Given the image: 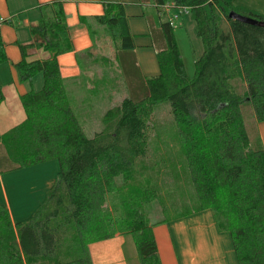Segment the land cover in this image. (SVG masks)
<instances>
[{"label": "trees", "instance_id": "obj_1", "mask_svg": "<svg viewBox=\"0 0 264 264\" xmlns=\"http://www.w3.org/2000/svg\"><path fill=\"white\" fill-rule=\"evenodd\" d=\"M153 1L161 16L163 0ZM168 5L188 8L202 43L193 75L184 70L172 25L161 20L165 48L155 53L157 74L144 79L146 95L123 97L108 108L91 137L78 122L60 75L57 56L71 50L61 2L49 5L48 13L41 10L28 26L31 41L17 44L21 57L12 64L29 85L19 97L25 118L4 131L0 143L16 168L56 160L58 171L29 219L12 224L0 204V264H91L88 244L115 233L103 209L105 196L130 181L120 200L125 219L119 233L132 235L140 264H161L152 227L170 218L147 221L140 201L157 191L136 184L133 176L147 157L153 107L160 102L173 119L181 172L192 190L191 201L176 203L171 218L210 209L217 229L231 237L237 264H264V148L256 127L264 121V26L228 13L263 23L264 17L227 0ZM94 21L115 51L134 48L121 3L107 2ZM6 60L0 41V62ZM36 73L43 82L33 90Z\"/></svg>", "mask_w": 264, "mask_h": 264}, {"label": "crops", "instance_id": "obj_2", "mask_svg": "<svg viewBox=\"0 0 264 264\" xmlns=\"http://www.w3.org/2000/svg\"><path fill=\"white\" fill-rule=\"evenodd\" d=\"M56 1L61 2L71 42V50L57 56L60 75L68 91L83 83L81 77L84 71L79 58L85 57L91 65L97 61L98 53L94 51L98 49V45L109 44L107 38L96 37L102 33V28L94 21V16L103 13L107 2H119L123 5L134 42V48L128 50L137 60V66L141 69L148 68L152 75L158 72L155 59L158 49H152L142 8L144 5L153 8L160 18L153 0H0V20H5L0 24V41L7 58L0 62V135L25 118L19 97L29 85L18 79L12 65L21 57L17 44L31 41L28 26L39 20L41 10L48 13L49 5ZM260 1L262 4L259 7L232 4L264 17V0ZM132 29L136 31L133 32ZM136 36L138 42L135 41ZM105 37H108L107 34ZM164 48L161 43L159 50ZM119 51L114 52L115 56ZM39 54L36 52L35 55ZM103 77L100 74V80ZM92 80L96 82L95 78ZM42 82V74L36 73L31 79L30 87L38 90ZM261 144L264 148L262 140ZM8 162L0 143V164L10 165ZM55 162L51 160L28 168H14L11 173L10 166L5 175L0 165V204L7 208L12 224L29 219L44 201L47 190L56 179L58 165ZM152 232L161 264H237L231 237L228 232L217 229L210 209L170 218L154 225ZM88 253L91 264H140L133 237L129 233L117 232L109 238L91 242L88 244Z\"/></svg>", "mask_w": 264, "mask_h": 264}, {"label": "rangeland", "instance_id": "obj_3", "mask_svg": "<svg viewBox=\"0 0 264 264\" xmlns=\"http://www.w3.org/2000/svg\"><path fill=\"white\" fill-rule=\"evenodd\" d=\"M148 1L151 2L152 0ZM229 1L242 6L257 5L259 7V4H262L260 0ZM163 3V7L169 6L168 4L172 3V0H163ZM142 8L145 13L144 21L146 20V25H143L147 27L146 31L148 36L150 35L152 49L159 50L161 43L165 46L159 22L160 19L170 20L184 70L188 76H192L194 73V58L200 55L202 43L194 33V23L189 18L188 12L184 13L182 10L171 7L165 9L164 7L160 18H158L153 8L146 5ZM173 14L177 16L175 19H173ZM98 26L102 28V33L97 34L96 37H99V39L107 38L110 44L109 37H105L104 27ZM132 31L135 32L136 30L132 29ZM136 37L135 41L138 42V36ZM109 44L100 45L101 47L98 45V49L94 51L98 53L97 56L100 57L99 61L102 60L101 62L95 61L89 65L85 57L81 56L79 58V64L82 71H84L81 77L83 83L77 88L67 90L72 110L87 137H91L94 132L101 129L103 113L108 108L117 105L123 97L127 96L134 100L144 97L147 90L144 79L152 75L148 68L141 69L137 66V60L130 55L129 50H120L118 55L115 56V49L112 44ZM102 62L104 64L101 65ZM100 74L104 76L102 80H100ZM85 75L88 76L85 77ZM94 78L96 82L92 80ZM244 116L248 120L247 114ZM150 124L148 154L134 167L133 176L136 184L143 183L156 188V197L147 196L140 201L141 203L138 200L145 218L149 223H153L155 220L162 218H171L172 214H175L174 207L176 203L180 205L189 203L192 190L186 177L181 172L178 139L175 137L174 122L166 103L160 102L153 107ZM256 124L257 131L264 144V121ZM48 161L51 160L44 162ZM8 163L10 165L0 164L4 175L8 174L9 171L11 173V170L16 168L12 166L14 164L10 161ZM9 167L10 170L8 171ZM22 168H28V166ZM176 173L179 174V177ZM117 181L121 182L118 179ZM130 182L124 185L120 192L109 193L105 196L103 209L111 219V230L115 233L121 231V221L125 219L123 218L125 203L122 204L123 209L120 200L121 196L125 197L128 193L127 185ZM136 199L132 198V200Z\"/></svg>", "mask_w": 264, "mask_h": 264}, {"label": "water", "instance_id": "obj_4", "mask_svg": "<svg viewBox=\"0 0 264 264\" xmlns=\"http://www.w3.org/2000/svg\"><path fill=\"white\" fill-rule=\"evenodd\" d=\"M228 17L233 19V20L240 21V22H244V23H248V24H252V25H263L264 26L263 22H258L253 18L246 17L243 15L237 14L235 12H229Z\"/></svg>", "mask_w": 264, "mask_h": 264}, {"label": "built area", "instance_id": "obj_5", "mask_svg": "<svg viewBox=\"0 0 264 264\" xmlns=\"http://www.w3.org/2000/svg\"><path fill=\"white\" fill-rule=\"evenodd\" d=\"M165 7V9L167 8V7H170V6H164ZM164 7H163V5L161 6V11L164 9ZM178 10H182L184 13H187L188 12V8L187 7H182V8H179ZM177 16H176V14H173V19H175ZM168 22L170 23V20H168Z\"/></svg>", "mask_w": 264, "mask_h": 264}]
</instances>
